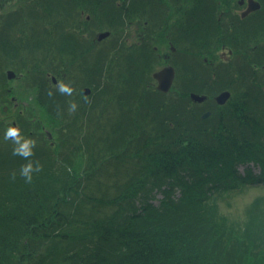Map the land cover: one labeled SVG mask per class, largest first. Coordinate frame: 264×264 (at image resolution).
Listing matches in <instances>:
<instances>
[{"label":"trees","instance_id":"obj_1","mask_svg":"<svg viewBox=\"0 0 264 264\" xmlns=\"http://www.w3.org/2000/svg\"><path fill=\"white\" fill-rule=\"evenodd\" d=\"M238 1L0 0V85L8 68L33 76L34 124L19 123L43 166L25 183L28 160L0 124V264H264V193L245 206V226L217 204L264 189V58L253 50L264 42V0L244 18L229 13ZM92 29L119 38L73 68L66 37ZM137 32L176 47L167 93L152 83L159 52L123 40ZM222 48L232 62L219 65ZM60 66L73 95L54 87L45 98L34 74ZM222 90L231 97L202 118L189 94Z\"/></svg>","mask_w":264,"mask_h":264},{"label":"flooded vegetation","instance_id":"obj_2","mask_svg":"<svg viewBox=\"0 0 264 264\" xmlns=\"http://www.w3.org/2000/svg\"><path fill=\"white\" fill-rule=\"evenodd\" d=\"M238 5H239V7H236L234 9H230L229 13L232 15H238L239 14V16L241 18H244L247 15H249L250 13L260 9V8H258L256 10H252V11L248 12L245 16H242L241 14L247 8V2L243 1V3H240L238 1ZM260 7H261V5H260ZM239 8H243V10L239 11ZM81 12H83V10L80 11V14H81ZM86 18H88V16H86ZM227 20L228 19L226 18L225 22H224V26L227 24V22H226ZM232 20L235 21L236 19H232ZM178 30L187 32L189 29H188L187 24L183 23V25ZM89 37H91L89 34H86L85 32L80 33L79 31H75L74 33H72V35H70L69 37H66L68 40L72 41V43L74 41V44L76 45L71 49L72 50L71 54L73 55L71 65L73 68H79L82 65V60L80 58V54L86 53L87 51L92 52L95 40L98 41L97 40L98 39L97 34L92 36L93 39H91ZM135 39L137 40L138 49L140 48L141 51H143V49L149 45H151L153 49H156L155 50L156 53L159 52L158 53V57L160 60L159 63H161L163 61L164 66L165 65L172 66L174 69V73H175V67L172 65L171 61L175 60V57L172 56V53L175 52L176 47L171 41H167L168 42L167 48L163 49L164 45L163 46H159V45L157 46L158 39H156L154 37H150V36H147V38H146L143 32H137V34H133V33L124 34L123 40H125L126 46H129L128 44L132 45L130 42L135 40ZM172 40L177 41L173 38H172ZM186 45H188V44H186ZM172 46L174 47V50H172L173 49ZM255 49L257 50L256 52H254L255 56L258 58H260V57L264 58V42L262 44L255 45L253 47V50H255ZM67 53L70 54V50L67 51ZM231 53H232L231 50H227V49L226 50L223 49V51L221 53L220 52L217 53V64L221 65V64H224L225 62H229V63L232 62V60H231L232 54ZM67 55L68 54H66V56ZM67 57H69V56H67ZM83 59L85 60V57H83ZM67 60H68V58H67ZM65 68H66V66H60L58 68L57 72L47 73L45 75L46 79H44V80H42L43 76H41V75L39 76L38 74H34V76H36L39 80L44 82L43 83L44 85L42 86V88H39V89H41V93L45 98L49 96V94H48L49 92H47L48 91L47 87H49L50 90H53L52 93H53V95H55V92H54L55 88L54 87H56L57 82L58 81L64 82ZM33 83H34L33 82V76H31V75L24 74L21 72L19 73L18 71L11 69V68H8L5 70V81L2 82V85H0V87H1V90H0V124H3L4 122H7L10 119V123L7 124L8 128L12 127V125L17 126L18 123L21 122L23 119H20V117H18L19 115H17V117L16 118L14 117V119H13V115L9 114V112H10L9 108H12L14 110H18L21 107L20 109L24 110L23 112H26L25 115L29 116L28 117L29 119H26L28 124L33 126L35 116L32 113V111L34 110V106L28 108V106H30L32 103H34V100H33V95H34L33 91L34 90L32 89L33 85H34ZM8 84L10 85V87L7 88ZM19 85H25L26 86L25 89L30 90L32 95L31 96L29 95L27 97L17 96L16 95V93L18 91L17 87ZM85 88L89 89L88 93L83 92V90ZM38 90L35 93L36 95L38 94ZM75 91L78 92V89H75ZM79 93L84 94L85 96H89L91 94V88L82 87L79 90ZM7 94H9L8 97H7ZM214 96H212V98ZM204 103L206 106L208 105L206 102H204ZM203 105H202V107H203ZM18 111L21 112L20 110H18ZM206 111L209 112L208 114L211 113L210 109H207ZM31 116H32V118H31ZM18 126H20V125H18ZM19 129H21V126L19 127ZM40 131H41V133L43 132V134H46L48 129L44 125L41 124V130ZM21 134L22 133H20V135ZM45 138H47V136H45ZM48 140H49V143L51 145H53V143H54L53 139L49 138Z\"/></svg>","mask_w":264,"mask_h":264},{"label":"rangeland","instance_id":"obj_3","mask_svg":"<svg viewBox=\"0 0 264 264\" xmlns=\"http://www.w3.org/2000/svg\"><path fill=\"white\" fill-rule=\"evenodd\" d=\"M13 6H14V3H11V4H8L7 5V8H8V10L9 9H12L13 8ZM14 10V9H13ZM243 10V8H239V11H242ZM0 13H1V9H0ZM86 16L87 15H85L83 12H81V15H79L78 16V20L81 22V25H83V22L85 21V22H88L89 20H88V18H86ZM79 30V29H78ZM94 31L95 30H90V31H88V33H86V34H89L91 37H89V38H91V39H93V37H92V35L94 36V35H98V33L99 32H95V34H94ZM92 34V35H91ZM119 38V37H118ZM118 38H116V37H112V38H106V37H103V38H101V39H99V41L97 42L96 40H95V42H94V47H95V45H97V44H100L99 42H101V44H104V46L106 47V44H108V41H110L111 43H112V41L113 40H116V39H118ZM132 45H134V44H136L137 45V40L135 39V40H133V41H131L130 42ZM129 46H131L130 44H128ZM223 51V49H221L220 51H218L217 53H221ZM164 66V62L162 61L161 63H159V65L155 68V70L154 71H157V70H159V69H161L162 67ZM153 71V72H154ZM155 81H153L152 83H154ZM10 83V82H9ZM198 83L200 84V80L198 81ZM155 84H156V82H155ZM5 85V84H4ZM3 85V86H4ZM24 86V87H23ZM8 87H10V85L8 84L7 85V88ZM26 88V86L25 85H19L18 87H17V89H18V91H17V93H16V95L17 96H21V97H27V96H31L32 95V93H31V91L30 90H26L25 89ZM52 92L53 90H48L47 92ZM54 92H55V90H54ZM9 96V94H7V97ZM201 105H203V104H201ZM11 106V105H10ZM12 107V106H11ZM206 107V108H205ZM21 108V107H20ZM18 109V110H20L21 112H19L18 110H14V109H12V108H9L10 109V112H9V114L10 115H13V119H14V117L16 118L17 117V115H19L18 117H20V119H23V120H26V119H29L28 117L29 116H26L25 114H26V112H23L24 110H22V109ZM28 108H30V106H28ZM210 108V105L208 104L207 106H205V104L203 105V110L204 111H206L207 109H209ZM17 111V112H16ZM30 111V110H29ZM31 118H32V116H31ZM10 123V119L7 121V122H4L2 125L5 127L4 128V137H5V132H6V130L8 129V125L7 124H9ZM18 125H20L19 123H18ZM16 126V125H12V127H20V126ZM23 132V130H20V133H22ZM21 136H23V137H25V134L24 133H22L21 134ZM8 140H10V144L12 145V147H14L15 145H14V143H13V141L11 140V139H8ZM240 171L241 172H243V168L242 167H240ZM253 172L254 173H258L259 172V169L258 168H254L253 169ZM254 190V189H253ZM249 190V191H246V192H244V193H242V194H240V193H238L237 195H234V196H231V197H228L227 195H221L222 196V198H220L218 201H217V204H218V206H219V209H218V213L220 214V215H222V216H225L228 220H234V221H238V222H242V224L241 225H243V226H245V224H247V222L249 221V214H248V212H247V209H246V205H247V203L249 202V200L250 199H252L255 195H257V194H259V193H261V192H263L264 193V189H257V190ZM258 190H260V192H256V191H258ZM160 194H157L156 195V198L154 199V201H153V203L156 205L157 204V200L160 198Z\"/></svg>","mask_w":264,"mask_h":264},{"label":"clouds","instance_id":"obj_4","mask_svg":"<svg viewBox=\"0 0 264 264\" xmlns=\"http://www.w3.org/2000/svg\"><path fill=\"white\" fill-rule=\"evenodd\" d=\"M56 90L65 96H72L74 92V88L62 81H58L56 85ZM49 96H52L53 93L50 91ZM78 109V104L73 100L69 102L68 113L69 115L74 114ZM11 139L15 145L13 148V155H19L22 158L28 160V163L24 164L20 168V176L24 178L25 183H32L33 173L42 171V165L39 161L33 162L29 159L34 156L33 149L36 146V141L30 138H25L20 135V129L18 127H9L5 132V140ZM16 174H12V179H15Z\"/></svg>","mask_w":264,"mask_h":264},{"label":"water","instance_id":"obj_5","mask_svg":"<svg viewBox=\"0 0 264 264\" xmlns=\"http://www.w3.org/2000/svg\"><path fill=\"white\" fill-rule=\"evenodd\" d=\"M244 0H240V3H243ZM259 2L256 0H247V8L245 11H243L242 16L246 15L248 12L258 9L259 8ZM109 35L108 31L102 32L99 34L98 39H101L103 37H106ZM153 77L157 80V89L162 91V92H167L172 84L173 78H174V69L172 66L167 65L160 69L159 71L155 72L153 74ZM88 89H84V93H87ZM230 93L228 91H224L217 95L215 97V100L219 104H223L229 97ZM191 98L194 101L201 102L203 101L206 97L203 95H199L196 93H191L190 94ZM208 113H204L202 117H206ZM48 137H51V134L47 132Z\"/></svg>","mask_w":264,"mask_h":264}]
</instances>
